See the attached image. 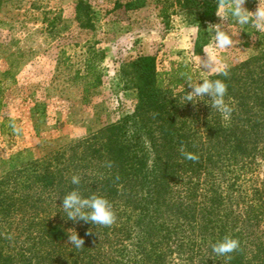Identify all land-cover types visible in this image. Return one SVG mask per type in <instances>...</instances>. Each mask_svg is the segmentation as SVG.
<instances>
[{
	"label": "trees",
	"instance_id": "obj_1",
	"mask_svg": "<svg viewBox=\"0 0 264 264\" xmlns=\"http://www.w3.org/2000/svg\"><path fill=\"white\" fill-rule=\"evenodd\" d=\"M176 1L200 27V54L218 0ZM94 54L84 93L102 82L103 53ZM185 74L179 66L164 81L155 55L137 54L119 68L134 93L129 113L0 175V264H264V46L227 78L206 76L227 84L228 120L204 101H184ZM12 123L4 119L0 132ZM73 175L84 195L111 202L112 226L64 218L59 206L76 187ZM68 229L84 248L67 244ZM226 235L240 242L227 261L211 250Z\"/></svg>",
	"mask_w": 264,
	"mask_h": 264
},
{
	"label": "rangeland",
	"instance_id": "obj_2",
	"mask_svg": "<svg viewBox=\"0 0 264 264\" xmlns=\"http://www.w3.org/2000/svg\"><path fill=\"white\" fill-rule=\"evenodd\" d=\"M244 7L255 12L258 0ZM192 19L176 0H0V123L13 121L0 132V175L129 113L134 93L122 86L119 68L137 54L155 55L165 81L179 66L206 77L214 73L200 65L210 56L231 66L264 46L246 26L235 48L217 51L209 24L196 54ZM100 52L102 82L84 93L85 60Z\"/></svg>",
	"mask_w": 264,
	"mask_h": 264
},
{
	"label": "clouds",
	"instance_id": "obj_3",
	"mask_svg": "<svg viewBox=\"0 0 264 264\" xmlns=\"http://www.w3.org/2000/svg\"><path fill=\"white\" fill-rule=\"evenodd\" d=\"M215 15L220 23L209 25L212 36V48L223 52L235 48L239 41L234 39L241 30L245 31L246 26L254 29L253 33L264 34V0H258V7L255 12L248 11L244 7V0H218ZM224 21H227L225 27ZM199 25L196 28V34L199 33ZM235 29V31H233ZM246 32V31H245ZM214 33V34H213ZM203 72L211 71L217 76L227 78L230 71V65L216 55L210 56L208 63L200 65ZM191 91H184V101L192 102L195 105L198 101H204L210 108H214L221 113L225 120H228L233 111L232 106L225 102L227 94V84L222 79H211L209 77L194 78L192 75L183 76ZM210 101L206 103L205 101ZM184 157L189 160H197L198 156L184 152ZM71 184L76 186L71 191L62 196V203L59 209L62 210L66 220L73 223H91L94 226L110 227L116 222V214L111 202L103 195L91 194L84 195L80 190L81 177L73 175ZM57 199V198H56ZM67 244L74 249L84 248V240L75 229H68ZM87 234V233H86ZM240 242L231 237L224 236L222 239L211 244V250L216 257H223L225 261L230 260L231 254L238 250Z\"/></svg>",
	"mask_w": 264,
	"mask_h": 264
}]
</instances>
